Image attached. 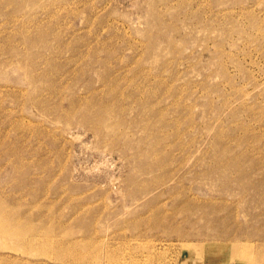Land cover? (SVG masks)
<instances>
[{
  "label": "rangeland",
  "instance_id": "374dc122",
  "mask_svg": "<svg viewBox=\"0 0 264 264\" xmlns=\"http://www.w3.org/2000/svg\"><path fill=\"white\" fill-rule=\"evenodd\" d=\"M0 264H264V0H0Z\"/></svg>",
  "mask_w": 264,
  "mask_h": 264
},
{
  "label": "bare ground",
  "instance_id": "6f19581e",
  "mask_svg": "<svg viewBox=\"0 0 264 264\" xmlns=\"http://www.w3.org/2000/svg\"><path fill=\"white\" fill-rule=\"evenodd\" d=\"M95 119V118H94Z\"/></svg>",
  "mask_w": 264,
  "mask_h": 264
}]
</instances>
